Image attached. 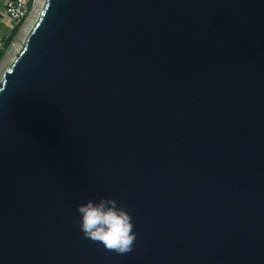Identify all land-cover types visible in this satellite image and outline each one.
Instances as JSON below:
<instances>
[{"label": "water", "instance_id": "obj_1", "mask_svg": "<svg viewBox=\"0 0 264 264\" xmlns=\"http://www.w3.org/2000/svg\"><path fill=\"white\" fill-rule=\"evenodd\" d=\"M99 196L130 257L80 232ZM0 264H264V0H44L0 81Z\"/></svg>", "mask_w": 264, "mask_h": 264}, {"label": "clouds", "instance_id": "obj_2", "mask_svg": "<svg viewBox=\"0 0 264 264\" xmlns=\"http://www.w3.org/2000/svg\"><path fill=\"white\" fill-rule=\"evenodd\" d=\"M78 227L83 236L100 242L106 250L130 257L137 244L132 217L110 196L88 198L76 205Z\"/></svg>", "mask_w": 264, "mask_h": 264}, {"label": "rangeland", "instance_id": "obj_3", "mask_svg": "<svg viewBox=\"0 0 264 264\" xmlns=\"http://www.w3.org/2000/svg\"><path fill=\"white\" fill-rule=\"evenodd\" d=\"M43 5L44 0H33L32 7L30 10H28L27 15H25L22 24L17 30L15 38L12 40L11 44L0 59V81L2 80L4 72L9 68L20 48L22 47L24 39L37 20ZM1 10H3V8H1ZM13 28L14 25H12L9 20L0 17V44L3 42L2 38L6 34H9V31H11Z\"/></svg>", "mask_w": 264, "mask_h": 264}, {"label": "built area", "instance_id": "obj_4", "mask_svg": "<svg viewBox=\"0 0 264 264\" xmlns=\"http://www.w3.org/2000/svg\"><path fill=\"white\" fill-rule=\"evenodd\" d=\"M28 3L29 0H5L3 10L1 11L2 18L9 20L14 26L17 25L27 15ZM8 36L5 35L4 38L7 39ZM3 44V42L0 44V56L3 50Z\"/></svg>", "mask_w": 264, "mask_h": 264}, {"label": "trees", "instance_id": "obj_5", "mask_svg": "<svg viewBox=\"0 0 264 264\" xmlns=\"http://www.w3.org/2000/svg\"><path fill=\"white\" fill-rule=\"evenodd\" d=\"M32 2H33V0H29L28 10L31 9ZM0 17H2L1 16V12H0ZM22 22H23V20L21 22H19L16 26H14V28L11 31H9V34H6V35H9L7 39H5L4 37L2 38L4 44H3V50H2V53H1V56H0V59L2 58V56H3L4 52L6 51V49L11 44L12 40L15 38L17 30H18L19 26L22 24Z\"/></svg>", "mask_w": 264, "mask_h": 264}, {"label": "crops", "instance_id": "obj_6", "mask_svg": "<svg viewBox=\"0 0 264 264\" xmlns=\"http://www.w3.org/2000/svg\"><path fill=\"white\" fill-rule=\"evenodd\" d=\"M5 3V0H0V12L2 11L1 8H3Z\"/></svg>", "mask_w": 264, "mask_h": 264}]
</instances>
